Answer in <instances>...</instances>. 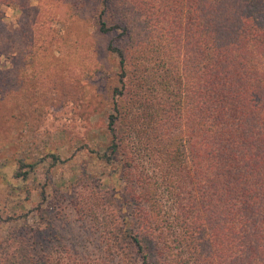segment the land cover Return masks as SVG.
Instances as JSON below:
<instances>
[{"label": "trees", "instance_id": "16d2710c", "mask_svg": "<svg viewBox=\"0 0 264 264\" xmlns=\"http://www.w3.org/2000/svg\"><path fill=\"white\" fill-rule=\"evenodd\" d=\"M97 1V33L117 69L99 158L138 206L129 212L112 188L117 217L95 214L118 261L150 264V243L157 264H264V0ZM3 19L0 10L8 58ZM12 264L78 263L30 254Z\"/></svg>", "mask_w": 264, "mask_h": 264}, {"label": "rangeland", "instance_id": "374dc122", "mask_svg": "<svg viewBox=\"0 0 264 264\" xmlns=\"http://www.w3.org/2000/svg\"><path fill=\"white\" fill-rule=\"evenodd\" d=\"M6 2L0 10L13 47L0 55V73L10 74L0 86L7 91L0 94V264L30 254L40 262L120 264L111 229L95 214L117 217L112 188L123 190L129 212L138 206L125 182L107 180L115 165L99 158L111 141L106 117L117 69L104 52L109 38L97 33L98 1ZM181 152L186 162L185 144ZM16 172L26 173L24 182Z\"/></svg>", "mask_w": 264, "mask_h": 264}]
</instances>
